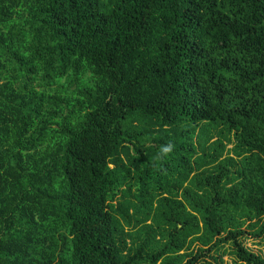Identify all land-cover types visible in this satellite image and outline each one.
I'll use <instances>...</instances> for the list:
<instances>
[{
  "label": "trees",
  "instance_id": "1",
  "mask_svg": "<svg viewBox=\"0 0 264 264\" xmlns=\"http://www.w3.org/2000/svg\"><path fill=\"white\" fill-rule=\"evenodd\" d=\"M250 230L264 0H0V264H264Z\"/></svg>",
  "mask_w": 264,
  "mask_h": 264
},
{
  "label": "rangeland",
  "instance_id": "2",
  "mask_svg": "<svg viewBox=\"0 0 264 264\" xmlns=\"http://www.w3.org/2000/svg\"><path fill=\"white\" fill-rule=\"evenodd\" d=\"M232 145H229L228 148H231ZM250 230L246 235L241 238L243 245L249 250L261 254L264 256V234L261 237H255ZM231 248L228 244H225L223 249L220 251L221 260H214L212 258H207L205 262L201 264H233L234 256L230 254Z\"/></svg>",
  "mask_w": 264,
  "mask_h": 264
}]
</instances>
